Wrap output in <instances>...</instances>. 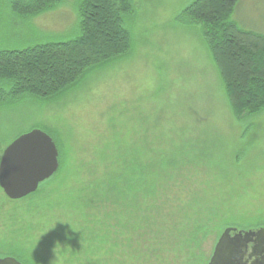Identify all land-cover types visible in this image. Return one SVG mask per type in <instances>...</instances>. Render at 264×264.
Returning <instances> with one entry per match:
<instances>
[{
    "label": "rangeland",
    "instance_id": "374dc122",
    "mask_svg": "<svg viewBox=\"0 0 264 264\" xmlns=\"http://www.w3.org/2000/svg\"><path fill=\"white\" fill-rule=\"evenodd\" d=\"M193 1L131 0L123 24L129 51L58 96L0 108V157L33 129L47 133L58 152L57 172L30 197L10 201L0 189V258L207 264L225 229H264V109L235 115L199 27L180 16ZM233 20L264 31V0H240ZM77 22L74 0L26 19L0 0V48L72 40ZM123 161L137 171L124 175ZM116 176L118 198L82 207L92 182L102 191Z\"/></svg>",
    "mask_w": 264,
    "mask_h": 264
},
{
    "label": "trees",
    "instance_id": "16d2710c",
    "mask_svg": "<svg viewBox=\"0 0 264 264\" xmlns=\"http://www.w3.org/2000/svg\"><path fill=\"white\" fill-rule=\"evenodd\" d=\"M239 1L194 0L180 16L184 23L199 27L212 53V61L223 79L233 111L238 118H242L264 109V31L245 29L233 20ZM74 2L78 35L72 40L36 42L22 48H0V108L23 98L43 101L58 96L94 67L129 51L131 36L123 24L124 16L132 12L131 0ZM62 3L63 0H4L8 13L20 19L41 15ZM122 164L124 175H132L137 171L126 161ZM115 178L116 182H112V185L109 182L102 191L94 188L97 181L92 182L88 192L83 195L85 205L82 207L86 209L88 203L100 201L107 204L118 198L121 190H117V184L122 176ZM131 188L132 185L128 187V193ZM133 192L134 189L130 193ZM148 196L146 192L141 205L136 207L141 209V214L147 208L145 200ZM128 206V209L134 210L131 204L128 203ZM122 213L124 218L132 219V214L125 213V208H122ZM73 218L77 219V214ZM81 220L84 224L79 227L84 228L85 218L82 216ZM71 224L74 226L73 222ZM131 227L135 231L141 229L136 221H132ZM73 232L68 234V238H74ZM89 232L84 231L80 238H88ZM103 233L96 239L99 244H95L100 251L106 239ZM87 248L91 250L88 245ZM19 262L26 264L21 260Z\"/></svg>",
    "mask_w": 264,
    "mask_h": 264
},
{
    "label": "water",
    "instance_id": "95a60500",
    "mask_svg": "<svg viewBox=\"0 0 264 264\" xmlns=\"http://www.w3.org/2000/svg\"><path fill=\"white\" fill-rule=\"evenodd\" d=\"M58 170V152L52 138L39 129L24 133L9 143L0 157V189L10 201L34 194L39 186ZM249 257L264 254V229L237 231L227 228L220 235L207 264H241L248 245ZM0 264H21L12 257L0 258Z\"/></svg>",
    "mask_w": 264,
    "mask_h": 264
},
{
    "label": "flooded vegetation",
    "instance_id": "af4514ba",
    "mask_svg": "<svg viewBox=\"0 0 264 264\" xmlns=\"http://www.w3.org/2000/svg\"><path fill=\"white\" fill-rule=\"evenodd\" d=\"M254 245L250 243L248 245V251L245 254L244 259L241 261V264H264V254L259 253L255 256L249 257V254L252 252Z\"/></svg>",
    "mask_w": 264,
    "mask_h": 264
}]
</instances>
